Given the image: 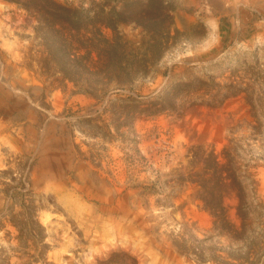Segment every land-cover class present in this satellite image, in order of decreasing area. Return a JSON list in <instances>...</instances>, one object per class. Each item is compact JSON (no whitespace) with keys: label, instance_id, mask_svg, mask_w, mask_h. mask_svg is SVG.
<instances>
[{"label":"rangeland","instance_id":"1","mask_svg":"<svg viewBox=\"0 0 264 264\" xmlns=\"http://www.w3.org/2000/svg\"><path fill=\"white\" fill-rule=\"evenodd\" d=\"M22 1L0 0V217L12 204L3 185L34 193L49 249L33 264H194L171 245L178 234L204 241L207 260L227 257L229 239L185 180L193 148L220 155L233 140L242 182L257 160L243 185L264 205V0H54L105 15L115 7L117 32L139 52L142 26L167 31L148 77L103 101L26 66L36 20ZM151 187L156 195H138ZM225 204L237 222L234 195ZM9 219L0 264H26Z\"/></svg>","mask_w":264,"mask_h":264},{"label":"trees","instance_id":"2","mask_svg":"<svg viewBox=\"0 0 264 264\" xmlns=\"http://www.w3.org/2000/svg\"><path fill=\"white\" fill-rule=\"evenodd\" d=\"M22 2L27 4L25 10L36 20L33 28L36 44L29 49L26 66L35 65L40 75L58 88L70 84L73 93L103 101L113 91L131 88L137 80L148 77L164 56L167 42L165 28L142 26L148 41L143 51L139 52L140 48L135 43L123 39L117 32L120 12L115 7L105 15L102 10L69 8L54 0ZM144 8L141 7V10ZM229 92L224 98L245 91L237 89ZM128 100L119 99L124 104H128ZM251 109L256 118L255 107L251 105ZM236 149L233 140L220 155L200 147L193 148L189 160L191 170L185 182L194 187L195 200L210 216L212 231L230 241L227 257L215 255L207 260L201 249L204 241L194 240L193 243L181 236L183 234L172 237L171 245L177 253L194 264H264V205L247 185H243L250 183V171L259 165L257 160L250 159L244 175L247 180L245 178L246 181L242 182L237 176L240 169L235 160ZM195 158L202 159L199 172L196 171ZM3 186L7 187L3 192L12 204L0 217V227L1 220L10 215L9 222L16 230L17 249L21 250L16 258L26 261V264L43 262L49 247L45 241V229L38 219L42 205L35 203L34 193L24 189L22 183ZM155 188H144L138 195H156ZM229 193L235 197L237 222L231 221L228 215L225 198ZM157 206L166 208L158 202Z\"/></svg>","mask_w":264,"mask_h":264}]
</instances>
